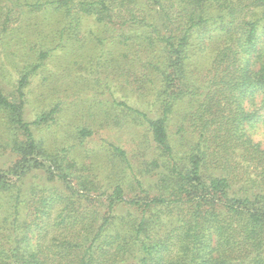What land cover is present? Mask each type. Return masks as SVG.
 I'll list each match as a JSON object with an SVG mask.
<instances>
[{"label":"trees","instance_id":"trees-1","mask_svg":"<svg viewBox=\"0 0 264 264\" xmlns=\"http://www.w3.org/2000/svg\"><path fill=\"white\" fill-rule=\"evenodd\" d=\"M0 48V264H264V0H0Z\"/></svg>","mask_w":264,"mask_h":264},{"label":"rangeland","instance_id":"rangeland-1","mask_svg":"<svg viewBox=\"0 0 264 264\" xmlns=\"http://www.w3.org/2000/svg\"><path fill=\"white\" fill-rule=\"evenodd\" d=\"M44 16H45L44 18L40 16L38 21H40V24H43L44 26L47 25V28H48L49 24L53 23V21L55 20V17L53 15H48V14ZM86 20L82 22L83 29H85L89 25H92L91 20H87V21ZM19 24L20 23H18L14 27L18 26ZM18 32H16L17 34H15L13 37L19 36L20 32L19 33ZM6 48L7 47H5V49ZM2 49L3 48H0V53H1L0 57L3 56ZM75 56L76 54H74L73 51H71L70 49L68 51H62V50L56 49L51 54L50 59L47 62V66H46L47 70L44 71L42 76H38V79H37L38 82L33 83L32 86L30 87V92H31L30 95H32V99L36 97L37 95H40L39 93H43L44 97L40 96L39 98L40 102H43V101L46 102V101H49L50 99L55 100L59 98L61 100H64L65 103H67L65 105L70 108L71 107L70 104L72 103L71 101H73V99L72 97L67 96L66 90H69V86L72 83L73 75H71L70 77V74L67 72H64V70L72 69V68L77 69L76 68L78 67L77 62L79 61H76L74 63L73 59ZM18 61L19 59H16V62ZM6 67L8 71L10 70L13 72V69H14L13 66H11L10 64H7ZM50 74L52 75V77H54V79L49 76ZM43 77H46L44 82H43ZM42 82H43V85H42ZM69 112L70 111H67L66 114L69 115L70 114ZM256 113H258L259 115L258 119L252 124L251 123L246 124L245 129L248 135L251 136L254 141L258 142L262 147H264V110L261 109L259 111L258 109H256ZM104 137L107 138V141L109 142L118 143L119 135L117 136L112 133V137L111 136H104ZM120 139L125 140L126 145H128L127 147H130L131 144H127L128 142L126 140L125 135L121 134ZM93 143L95 144L96 141H94ZM93 143H91V145ZM122 143L125 144V142H122ZM80 155L81 154H79V156ZM4 160H5L4 156L0 157V162Z\"/></svg>","mask_w":264,"mask_h":264}]
</instances>
